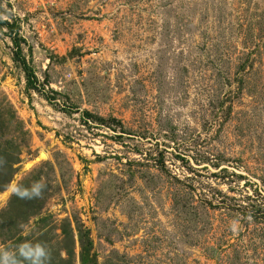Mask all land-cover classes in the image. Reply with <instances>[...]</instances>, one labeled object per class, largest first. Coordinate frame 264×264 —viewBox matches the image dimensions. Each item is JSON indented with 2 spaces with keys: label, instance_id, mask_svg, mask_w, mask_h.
I'll return each mask as SVG.
<instances>
[{
  "label": "rangeland",
  "instance_id": "1",
  "mask_svg": "<svg viewBox=\"0 0 264 264\" xmlns=\"http://www.w3.org/2000/svg\"><path fill=\"white\" fill-rule=\"evenodd\" d=\"M0 20V249L264 264V0H0Z\"/></svg>",
  "mask_w": 264,
  "mask_h": 264
},
{
  "label": "clouds",
  "instance_id": "2",
  "mask_svg": "<svg viewBox=\"0 0 264 264\" xmlns=\"http://www.w3.org/2000/svg\"><path fill=\"white\" fill-rule=\"evenodd\" d=\"M45 185L41 182L33 183L29 188L17 186L13 191L21 199H39L43 196ZM239 221H232L230 228L236 232ZM50 250L43 244L25 242L18 245L15 251L0 249V264H48Z\"/></svg>",
  "mask_w": 264,
  "mask_h": 264
},
{
  "label": "trees",
  "instance_id": "3",
  "mask_svg": "<svg viewBox=\"0 0 264 264\" xmlns=\"http://www.w3.org/2000/svg\"><path fill=\"white\" fill-rule=\"evenodd\" d=\"M2 25H5L7 28H8V30L10 31V33L11 34H13V32H14V25L13 24H11L9 21H2V20H0V27H4V26H2ZM18 34L16 33V36H15V38H14V45L18 48V51H20L21 49H20V44H19V41H18ZM17 53H19V52H17ZM27 72V75H28V80L31 82V83H33V72L32 71H30V70H27L26 71ZM85 116H88V117H90V118H92V119H95L92 115H90L89 113H85ZM96 120H98V121H101V122H104V120L103 119H100V118H97Z\"/></svg>",
  "mask_w": 264,
  "mask_h": 264
}]
</instances>
